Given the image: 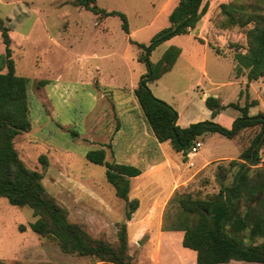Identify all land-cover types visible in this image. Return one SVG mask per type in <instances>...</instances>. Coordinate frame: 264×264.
Instances as JSON below:
<instances>
[{
  "label": "rangeland",
  "instance_id": "1",
  "mask_svg": "<svg viewBox=\"0 0 264 264\" xmlns=\"http://www.w3.org/2000/svg\"><path fill=\"white\" fill-rule=\"evenodd\" d=\"M71 1L0 0V19L9 29L17 74L28 80L31 129L17 136L15 147L28 167L43 173L44 186L67 206L71 221L85 224L93 237L115 244L119 224L128 221L127 206L124 200L114 196V189L106 180V168L89 162L86 154L104 147L108 160L115 161L111 147L101 142L108 141L118 124L115 108L122 110L132 106L136 98L132 91L146 73V66L137 59L139 49L130 41L149 45L157 33L170 25L169 16L179 0H97L106 10L126 14L129 35L123 30L119 17L101 20L89 10L74 7ZM231 1L204 0L209 5L206 21L210 26L207 27L221 29L223 17L219 6ZM222 30L211 28L176 36L151 55L155 63L170 46H178L184 49L186 59L198 44L195 36H204L214 50L220 52L219 56L209 52L206 63L213 80L203 77L195 68L188 71L181 62L172 73L150 83L152 91L168 103H188L198 97L199 85L205 90H214L213 82L231 80L236 65L234 53L239 50L236 45H241L235 43H241L240 36L245 37L246 30ZM4 53L0 32V54ZM197 64L202 66V62ZM229 90L235 91L233 100H236V86ZM125 128L129 135L130 128ZM254 135L255 131H247L235 142L218 134L204 136V147L193 159L196 167L190 168L169 143L164 145L173 166L179 160L183 170L191 171L190 178L204 160L232 156L237 147L239 152L234 154L233 161H239L241 146ZM41 156H46L47 167L40 162ZM261 158L264 159V148ZM231 162L218 167L211 165L190 178L179 191H200L204 195L213 192L219 187L217 176L221 172L224 182H228L227 176L233 168ZM145 179L148 183L157 181L161 196L168 194L172 174L165 162ZM241 209L245 210L244 201H241ZM160 213L161 208L153 212L156 222ZM36 219L30 208L12 206L7 199L0 198L1 261L5 264L95 262L88 257L65 254L55 242L40 238L29 226ZM147 235L144 232L131 242L133 264H154L150 257L155 256L156 245L148 241ZM170 246L173 250L169 249L167 255L161 253L160 264H195L196 252L185 248L182 239L180 245L176 239ZM228 264L261 263L231 261Z\"/></svg>",
  "mask_w": 264,
  "mask_h": 264
},
{
  "label": "trees",
  "instance_id": "2",
  "mask_svg": "<svg viewBox=\"0 0 264 264\" xmlns=\"http://www.w3.org/2000/svg\"><path fill=\"white\" fill-rule=\"evenodd\" d=\"M71 5L93 12L99 19L119 17L122 28L129 35L126 14L106 10L97 0H73ZM223 17L221 29H245V44L236 45L235 72L245 73L247 85L240 92L237 102L224 105L221 99L210 96L206 106L217 117L227 107L242 112L231 128L212 120L193 123L186 128L178 125L179 113L168 102L158 98L149 84L160 80L175 66L182 50L170 46L158 62H152V53L163 43L180 35H189L208 14L209 5L204 0H179L169 16L170 25L157 33L149 45L130 41L139 49L138 62L146 66L134 89L137 101L160 143H169L172 150L187 153L205 135L218 134L236 141L247 131L255 135L241 146L239 165L231 183L217 176L219 187L205 195L198 192L175 190L169 198L162 216V230L183 232L182 244L196 252V264H228L231 261L264 264V112L251 116L249 110L258 103L249 93L253 81L264 82V0H233L219 6ZM0 32L5 53L0 54V198L12 206L30 208L37 218L30 229L40 238L53 241L65 254L88 257L100 264H133L130 253L131 235L127 222L119 224L118 239L110 243L93 237L85 224L69 218L67 206L54 197L43 183V173L31 169L21 159L15 140L31 129L28 80L17 74L11 48L9 29L0 19ZM244 100V104L241 103ZM86 159L106 168L107 182L115 195L127 206L126 219H132L139 208L138 199H130L131 179L141 170L128 164L108 160L102 147L90 150ZM44 167L46 156L40 157ZM255 168V169H254ZM225 174L228 171L224 170ZM244 201L245 210L241 209ZM24 231V227H21ZM260 240L259 243H255ZM0 264H5L0 260Z\"/></svg>",
  "mask_w": 264,
  "mask_h": 264
},
{
  "label": "crops",
  "instance_id": "3",
  "mask_svg": "<svg viewBox=\"0 0 264 264\" xmlns=\"http://www.w3.org/2000/svg\"><path fill=\"white\" fill-rule=\"evenodd\" d=\"M206 16L198 24L196 29H194L190 34H193L197 31L210 30L211 28H213L214 31L217 30L218 32L221 30L218 27H214L212 25L211 27H207L210 25H207ZM195 37L198 40V44L195 48H192L189 57L184 59L185 51L183 48L180 47L182 53L178 58L175 66L169 73H172L182 62L186 64L188 71L195 68L197 71H200L203 77L209 80H213L211 78L210 72L206 68V63L209 58V52H212L217 56L220 55V52L218 50H214L213 45L204 36ZM240 37L241 43H238V41H236L235 44L244 45L245 37L243 34ZM198 61L202 62V66L197 64ZM235 66L236 65L234 64L233 73L235 76L233 75L231 80H229L228 82H213V85L216 87V89L205 90L201 85H199L198 97L192 99L191 102L180 104L178 102H169V104L172 105L179 113L177 123L180 127L186 128L193 123L212 120L214 122L222 124L227 128H231L234 121L242 116V112L239 109L234 107H227L217 117H213L211 110L206 106L205 103L206 99L210 96L221 99L224 105H229L230 103L237 102L239 100L240 92L247 85V77L245 73H242L237 76L235 72ZM234 86H236L237 88L236 100H233V94L235 95V91L229 90V88H232ZM132 93L134 95V90L132 91ZM249 93L252 99L258 101L256 105L250 108V115L255 116L259 112H264L263 80L251 82L249 84ZM155 96L160 98L156 94ZM160 99L166 101L164 98ZM132 102L133 103L131 107H124L123 109L122 107H120L122 110L115 108L114 117L116 118L118 124L113 129L109 139H107L108 141H102L101 144L109 145L111 147L110 149L113 154V159L117 163L132 165L141 170V174L139 176L131 179L130 191V199H138L140 205L138 210L133 214L132 219L127 221V224L130 229L131 242L136 240L138 236L144 234V232L148 233V241L153 242L156 245L155 256L153 257L151 255L150 260H152L154 264H160L162 260L161 253L164 252L165 255H167L169 253V249L173 250L170 246L171 241L177 239L180 245V241L181 239L183 241L184 236L183 232H166L162 230L163 211L171 195L174 193L175 190L187 185L190 178L194 177L201 171L207 169L211 165L218 167L221 164L233 161L234 159H236L234 154L238 153L239 150L236 146L237 152L234 153L232 156H214L213 158L204 160V163L195 172H193V175H191V177L189 178L188 176L192 174L191 171L188 169L183 170L182 163L179 160L178 162H176V165L173 166L169 158V154L166 152L164 145L165 143H160L155 137L137 99L135 98ZM241 103L244 104V100H241ZM125 127L130 128L129 135H126ZM202 138L200 142L202 143L203 148L204 143L202 141ZM199 153L196 156H198ZM176 154L183 158L181 153ZM196 156H194L193 159ZM193 159L188 158L187 160V166H189V168L191 167L190 162L193 163L192 167H196V164L194 163ZM262 161H264V159H262ZM162 162H165L167 167L170 168L172 174V182L170 185V189L168 194H166L165 196H161V194H159L160 187L158 186L157 181H151L150 183H148L145 179L147 178V176H149V174L152 173V171H155ZM151 188H153L154 190L152 191ZM114 192L115 191H113V194H115ZM159 208H161L160 218L159 221L156 222L153 219V212L155 210H158ZM149 227H152V229ZM179 233H183V236H180ZM163 245H166V247H164ZM91 264L100 263L94 262Z\"/></svg>",
  "mask_w": 264,
  "mask_h": 264
},
{
  "label": "built area",
  "instance_id": "4",
  "mask_svg": "<svg viewBox=\"0 0 264 264\" xmlns=\"http://www.w3.org/2000/svg\"><path fill=\"white\" fill-rule=\"evenodd\" d=\"M201 148H202V143L200 141L196 142L195 145H193L191 149L189 150V152L187 153V157L189 159H193V157L199 153ZM190 166H193L192 162H190Z\"/></svg>",
  "mask_w": 264,
  "mask_h": 264
},
{
  "label": "water",
  "instance_id": "5",
  "mask_svg": "<svg viewBox=\"0 0 264 264\" xmlns=\"http://www.w3.org/2000/svg\"><path fill=\"white\" fill-rule=\"evenodd\" d=\"M239 168V165H235L232 170L230 171V173L228 174V177H227V180L228 182H232L234 176H235V173H236V170ZM222 180L224 181L225 178L223 177V173L220 174Z\"/></svg>",
  "mask_w": 264,
  "mask_h": 264
}]
</instances>
